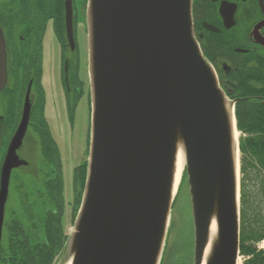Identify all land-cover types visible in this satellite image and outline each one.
Masks as SVG:
<instances>
[{
	"label": "water",
	"instance_id": "water-1",
	"mask_svg": "<svg viewBox=\"0 0 264 264\" xmlns=\"http://www.w3.org/2000/svg\"><path fill=\"white\" fill-rule=\"evenodd\" d=\"M191 4L87 1L90 141L63 264H160L179 155L191 211L192 264H238L233 108L194 39ZM71 8L65 0L73 49ZM5 66L0 35V89ZM29 90L0 172V239L10 171L26 164L14 153L27 128Z\"/></svg>",
	"mask_w": 264,
	"mask_h": 264
},
{
	"label": "flooded vegetation",
	"instance_id": "flooded-vegetation-1",
	"mask_svg": "<svg viewBox=\"0 0 264 264\" xmlns=\"http://www.w3.org/2000/svg\"><path fill=\"white\" fill-rule=\"evenodd\" d=\"M86 6L87 0H83V4L81 0H71L74 38V48L71 49L66 33L65 0H0V35L6 61V83L0 89V172L22 120L30 85L27 128L14 153L18 161L26 164L13 168L10 179L15 173L21 174L23 169L30 172L37 154L42 160L39 163L49 167L52 177L48 179L49 175H45V189L47 184L53 186L55 179L62 181L61 170L58 173L57 147L44 116L41 88L43 41L45 33L51 31L61 49V79L68 109L73 113L84 95V83L78 78L80 58L76 28L82 14L85 21L82 27L87 34ZM191 18L194 39L204 60L213 68L219 88L232 105L235 119L239 116L245 125L250 121L254 123L253 127L248 126L246 131H241L240 136L242 143L250 142L249 146L258 147L261 153L251 157L249 163L253 166L255 186L252 187L251 182V187L248 186V192H245V222L248 226L263 228L264 233V0H192ZM85 83L89 92V85L87 81ZM255 168L259 171L256 172ZM49 199L56 207L54 198L51 196ZM5 207L6 204L0 263L3 259V234L9 241L17 239L19 233L18 228L10 232V222H5Z\"/></svg>",
	"mask_w": 264,
	"mask_h": 264
},
{
	"label": "rangeland",
	"instance_id": "rangeland-1",
	"mask_svg": "<svg viewBox=\"0 0 264 264\" xmlns=\"http://www.w3.org/2000/svg\"><path fill=\"white\" fill-rule=\"evenodd\" d=\"M81 2L83 4V0ZM84 23V17L81 14V20H79L76 28V47L80 58L78 78L84 83V95L77 102L73 113L68 109L65 99V89L61 79L62 52L51 31L45 33L42 52L41 88L44 97V116L52 140L57 147L59 157L58 173L61 170L63 185L61 226L66 238L73 230L74 221L72 218L75 200L76 169L87 160L90 138L88 131H90L91 97L90 91L88 92L85 89L87 86L85 82L87 81L88 85L89 82L87 34L82 27ZM71 84L72 88L75 89V83L72 81ZM34 151L36 152L35 147ZM34 157L35 161L31 163V168L33 169L30 172L27 169H23L20 171L21 174L18 172L12 175L5 207V222H18L31 245L41 244L44 241L47 216L56 210L55 204L49 199V194L45 189V181H47L45 175H49L48 179L52 178L49 174L50 169L46 165H41V162L39 163L42 160L37 154ZM240 157L239 153V183L242 177L240 172ZM249 163L251 162L248 159L244 177L245 192H248V186H255L253 166ZM255 171H259L258 168H255ZM251 182L253 183L250 186ZM83 189L81 195H79V203L75 216L81 203ZM2 244L4 256L7 253L8 246L5 234H3ZM65 247L66 245L62 248L61 256L56 264H63L62 257L65 253ZM256 248L257 250L264 251V238L256 243ZM192 250L193 230L190 203L186 177L184 170H182L180 183L171 206L160 264H192ZM243 260L240 257L238 263L241 264Z\"/></svg>",
	"mask_w": 264,
	"mask_h": 264
},
{
	"label": "trees",
	"instance_id": "trees-1",
	"mask_svg": "<svg viewBox=\"0 0 264 264\" xmlns=\"http://www.w3.org/2000/svg\"><path fill=\"white\" fill-rule=\"evenodd\" d=\"M253 118V115H251ZM237 119V129L246 131L248 126L254 125L252 121L244 124L239 116ZM247 122V121H246ZM254 122V121H253ZM256 128V127H255ZM250 142L245 144L240 142V228H239V255L244 259L241 264H264V251L257 250L256 243L264 238L263 228L259 226H248L245 222V188L244 177L246 173V162L251 157L260 156L258 147L249 146ZM250 157V158H249ZM261 165V163H259ZM185 175V174H184ZM86 176V163L81 164L76 169L75 174V200L73 203V218L79 203V195L84 187ZM49 187L47 184L46 191L57 202L56 212L48 214V218L44 229V241L41 244L31 245L22 231L18 222H10L8 227L10 232L19 229L18 238L9 239L6 254L3 256L1 263L3 264H56L61 256V250L66 244V235L61 226L62 218V181L58 178ZM20 236V237H19Z\"/></svg>",
	"mask_w": 264,
	"mask_h": 264
},
{
	"label": "bare ground",
	"instance_id": "bare-ground-1",
	"mask_svg": "<svg viewBox=\"0 0 264 264\" xmlns=\"http://www.w3.org/2000/svg\"><path fill=\"white\" fill-rule=\"evenodd\" d=\"M237 132H235V140L237 139ZM237 159H238V151H237ZM182 167H183V158L181 157V155L178 156V159H177V169H176V175H175V183H174V192L176 191L179 183H180V178H181V173H182ZM238 170H239V161H238ZM214 229V226L212 227V230H211V234H212V231ZM208 249L206 250V253H207ZM66 264H70V262L68 261ZM204 264V262L202 263Z\"/></svg>",
	"mask_w": 264,
	"mask_h": 264
}]
</instances>
